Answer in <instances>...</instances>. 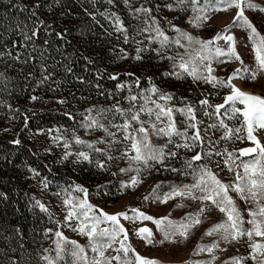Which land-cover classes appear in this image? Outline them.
Wrapping results in <instances>:
<instances>
[{
  "label": "snow or ice",
  "instance_id": "1",
  "mask_svg": "<svg viewBox=\"0 0 264 264\" xmlns=\"http://www.w3.org/2000/svg\"><path fill=\"white\" fill-rule=\"evenodd\" d=\"M105 2L108 5L114 4V0H105ZM122 3L133 19L144 16L145 27L135 31L134 35L149 33L146 45L141 46L140 41L134 40V36H129L128 26L117 12L106 8L99 15L110 22L112 30L120 34L125 43L133 39L136 54L131 59L139 61L142 59V53H155L160 59L169 61L170 70L163 71L161 76L176 80L191 78L194 83H207L213 89H228L223 95V103L212 104L207 96L192 103L186 102V98L181 96L177 106L175 94L159 87L153 82V77H138L134 73L125 72L124 75L129 79L115 83V91L127 103V107L122 106L121 100L115 99L112 90L109 89L108 98L113 99V103L107 106L90 105L83 113H77L83 117L78 123L86 134L99 130L103 133L102 136L92 140L83 139L77 135L76 129L64 128L61 131L63 126L50 129L38 128L37 131L47 132L52 144L63 147V154L57 163L68 160L73 164L87 162L89 166L101 172L108 171L115 164L119 173L130 174L127 180L121 179L118 185H115L117 192L135 188L141 183V174L153 169L156 172H171L183 177L184 179L179 182H156L142 200L163 204L177 199L174 208L189 206L186 204L187 201H191L196 207L192 211L185 212L180 219H172L170 214L153 217L138 207H128L122 211L109 213L90 202V189L83 184L73 182L69 185H53L52 180L47 176L29 167L30 178H38L42 192L55 187L56 190L52 191L51 195L57 198V206L64 213L63 218L59 219L51 206L45 204L42 199L34 195L29 197L27 205L29 210L38 209L50 223L55 225V229L45 227L42 232V239H51L55 247L37 249L35 251L37 264H162L159 259L143 256L135 250L130 243V231L126 230L121 218L133 225L131 234L142 239L144 244L162 245L165 242H186L195 229L205 221H211L212 215L217 211L221 214V218L211 222L203 230L190 254L196 256L206 253L207 257L198 260L189 258L182 264H215L218 259L217 253L226 250L222 245L244 243L249 249L246 255H231L221 261V264H247L248 260H251L252 264H264V143L258 139L259 133L264 131V95L245 91L234 83L235 79L254 82L258 76L264 75V35H261L254 23L245 15L246 9L264 13V5L257 3L256 0H166L156 5L157 11L162 8L178 13L190 11L191 15L188 16L187 23L195 28L203 27L215 12L235 10L229 23L208 39H202L165 20L168 28L176 33L175 36H169L156 16L152 15V7L144 5L133 7L130 0H122ZM39 6V0L31 8L21 3H12L11 9H6L3 17V20L8 21L4 25L5 31L15 32L21 37L19 41L12 40L6 47L15 48L18 44L20 48L31 50L25 62L41 61L40 77L35 81L34 90L54 76L53 72L47 71L49 66L43 63L48 59L44 55L48 49L46 47L41 49L35 39L38 37L41 25H45L44 20L32 19L36 16L34 9ZM12 9L25 11L28 14L24 20H20L18 16L10 18L9 12ZM88 14L96 20V12ZM233 28L246 32L247 40L251 44L253 64L244 63L238 53L237 37L230 31ZM45 30H50V26L45 25ZM108 34L111 35V32ZM55 35L63 37V33L59 31ZM218 41L223 43H217ZM48 43V40L44 41L45 45ZM153 44L156 46L153 47ZM173 46L184 51L170 54L169 50ZM37 52L39 54L34 56L33 53ZM113 54L117 60L128 57V53L123 48ZM5 55L19 61L22 53L17 51L15 56H12L11 52L0 51V56ZM83 59L88 64L94 63L91 57L83 56ZM224 61H236L239 64L226 78L215 75L213 67L214 64ZM63 71L66 75L73 74V68L68 65H63ZM102 71L96 70L98 78L102 76ZM106 74L112 81H117L120 76L118 72ZM2 75L0 73V76ZM28 75L31 77L33 73L29 72ZM4 79L7 80L8 77ZM75 79L84 82L82 76L76 75ZM142 79L147 80V87L140 86ZM54 83L59 86L61 80L57 78ZM133 85L137 86L135 90ZM96 87L99 89V84ZM125 88L126 94H121V90ZM38 99L36 95L29 97L31 101ZM57 102L64 104L66 100L61 97ZM8 108L11 109V105H8ZM197 112H202L204 116H215V120L201 128L203 121L197 118ZM177 113L183 117L179 122L175 119ZM63 115L74 119L73 114L68 111H64ZM24 119L27 124L28 117L25 116ZM226 120L232 121L233 124L229 125ZM237 120L239 124L235 123ZM179 124L183 127H179ZM69 131L71 136L66 135ZM210 131H219L221 135L213 137L209 134ZM245 138L251 142V146L232 150L226 146L218 147L221 141H240ZM11 143L19 144L20 141L15 139ZM73 145L79 150H74ZM45 151L50 149L46 148ZM181 151L192 154L181 155ZM245 156L249 158L241 159ZM121 160L125 162V167H119ZM177 161H182L179 168L175 166ZM221 161L223 169L220 168ZM213 164L220 171L227 169L229 174H234L233 179L228 182L222 181L218 173L212 170ZM111 174L116 176L117 172ZM113 186L111 181L97 184L96 195L111 193ZM163 188L167 190L161 192ZM0 199L7 200L8 197L0 192ZM238 201L250 206L242 207ZM142 220H149L155 224L159 238H156L153 231L147 227H135V222ZM62 228H69L78 235L86 237V243L82 245L77 240L69 239L62 232ZM49 233H53V236L50 237ZM14 236L21 237L17 241L21 252L16 255V248H11L12 254L5 252V259L0 261V264H32L31 256L25 255L28 249L23 242L19 227H14L4 239L9 241ZM205 237H209L210 241L203 242ZM53 251L54 255L51 254Z\"/></svg>",
  "mask_w": 264,
  "mask_h": 264
},
{
  "label": "trees",
  "instance_id": "2",
  "mask_svg": "<svg viewBox=\"0 0 264 264\" xmlns=\"http://www.w3.org/2000/svg\"><path fill=\"white\" fill-rule=\"evenodd\" d=\"M130 2L133 7L141 5L152 7V15L156 16L161 27L169 36H173L175 32L168 28L165 20L178 24L190 13V11L178 13L163 8L157 11L156 5L166 2V0H130ZM12 3H21L27 8H31L33 4L37 3V0H0V21H3L0 23V51L11 52L12 56H15L17 51L22 53L19 61L8 55L0 56V73L3 74L0 76V192L5 193L8 197L7 200L0 199V261L5 259V252L12 254L11 248H16V255L20 254L21 249L17 243L21 239L20 236H14L9 241L4 239L13 231L14 227H19L23 242L28 249L25 255L26 257L31 256L32 264H37L35 251L51 247L50 239H42L43 229L45 227L54 229L55 225L50 223L38 209L29 210L27 206L29 197L33 195L38 199L54 197L51 192L56 189L53 187L42 192L38 178H30L29 167L35 168L41 175L47 176L52 180L53 185H69L73 182L83 184L90 189L92 201L115 203L126 191H116L115 185H118L119 180L124 178L118 172L115 164L108 171L101 172L89 166L87 162L73 164L68 160L57 163L63 152L56 154L55 146L46 144L45 141L49 140L45 139L48 138H44L43 142L42 138L37 140L31 137V133L37 132L38 128L50 129L63 126L61 131L64 128L76 129L77 135L83 139L92 140L102 136L103 133L99 130L86 134L78 123L83 117L77 113H83L84 109L90 105L107 106L113 103L114 100L108 98L109 89L112 90L113 97L120 99L122 106L127 107V103L115 91V83L129 79L124 75L125 72L134 73L138 77H153V82L159 87L175 94V103H180L181 96L189 102L195 103L205 96L211 103L212 99L207 94L209 89L204 88L200 82L194 83L190 78L176 80L172 77L161 76L163 71L170 70L169 61L160 59L155 53H142V59L139 61L131 59L136 54V45L133 39L125 43L123 37L112 30L110 22L99 15L106 8L117 12L124 24L128 26L129 36H134V40L140 41L141 46L146 45L149 33L142 32L139 35H134L135 31L145 27L144 16L141 15L139 19H133L129 16L122 0H114L113 5H108L105 0H59L58 3L57 0H39L40 6L34 9L36 16L32 19L44 20L45 25L50 26V30L46 31L45 25H41L38 37L35 39L41 49L45 47L48 49L44 53L48 59L43 63L49 66L47 71L53 72L54 76L34 90L35 81L40 77L39 64L41 61L25 62L31 50L20 48L18 44L15 48L6 47L11 44L12 40L19 41L21 39L15 32L5 31L4 25L8 21L3 20V17L5 10L11 9ZM89 12L97 13L96 20L92 19ZM27 14L25 11L12 9L9 12V17L18 16L20 20H24ZM65 29L67 31H64ZM57 31L63 33L62 38L55 35ZM109 32L111 35L108 34ZM45 40L49 41L48 45L44 44ZM120 48L125 49L128 57L117 60L113 53H118ZM175 51H177V47L173 46L169 53L174 54ZM38 54V52L33 53L34 56ZM83 56L91 57L94 63L88 64ZM58 61L60 63H57ZM69 61H71L70 64ZM164 63H166L165 66H163ZM63 65L72 67L73 74L66 75ZM97 69L103 70L100 78L96 76ZM29 72L33 73L31 77L28 75ZM112 72L120 73L117 81L108 78L106 73ZM76 75L84 77V82L75 79ZM4 77H8V79L5 80ZM57 78L61 80L59 86L54 83ZM97 84L100 86L99 89L96 87ZM140 86L147 87V80L142 79ZM132 87L135 90L137 86L133 85ZM101 92L104 94L101 95ZM126 92V88L121 90V94H126ZM31 95H36L39 99L31 101L29 100ZM61 97L66 100V103L59 104L57 102ZM8 105H11V109L8 108ZM64 111L72 113L74 119L64 116ZM25 116L28 117L27 124H25ZM109 119H111L110 116ZM203 119L205 126L215 120L214 117L211 119L204 117ZM52 134L54 135L55 132L53 131ZM209 134L213 135V131H210ZM47 135V132H44L43 137ZM66 135L71 136V131ZM15 139H19L20 143H11ZM46 148L52 149L54 154L59 156H54L51 151L46 152ZM73 148L79 150L75 145ZM175 165H178V162ZM112 172H117V175L113 176ZM105 181H111L114 185L112 192L98 197L95 186L104 184ZM34 241L35 243H33Z\"/></svg>",
  "mask_w": 264,
  "mask_h": 264
},
{
  "label": "rangeland",
  "instance_id": "3",
  "mask_svg": "<svg viewBox=\"0 0 264 264\" xmlns=\"http://www.w3.org/2000/svg\"><path fill=\"white\" fill-rule=\"evenodd\" d=\"M257 3H260L264 5V0H256ZM234 9L228 10V11H219L215 12L210 16V19L205 22L204 26L201 28H195L189 23H187V18L189 15H191V12L183 18L178 24H176L178 27L190 32L192 35H198L202 39H208L211 37L215 32L219 29H221L225 24L229 23L231 21L232 16L234 15ZM245 15L248 16V18L254 23V25L257 27L258 31L261 33V35H264V13H260L258 11H251V10H245ZM235 37H237V43L236 48L238 53L241 55L244 63L246 64H253V54L251 51V44L247 40V34L246 32L233 28L230 29ZM166 32V31H165ZM176 33H174L173 36H175ZM217 43H223V41H218ZM177 51L183 52L184 50L182 48H177ZM166 63L163 64L165 66ZM239 64L236 61H224L220 64H214L213 67L215 69V75L227 77V75L236 67H238ZM191 79V78H190ZM234 83H236L239 87H241L245 91H249L253 94H259L264 95V75L258 76L256 81H241L239 79H235ZM204 88H208L207 94L211 96L212 104L217 103H223V95L228 91V89H213L211 85L207 83H200ZM217 93V94H213ZM186 102H189L186 100ZM195 103V102H192ZM177 106H179V103H176ZM197 107L199 105L197 104ZM210 110V109H209ZM202 112H197V118L203 121V124L200 125L201 128L205 126L204 117L211 119L212 117L215 118V116H204L202 117ZM175 119L179 122L183 119L178 113L175 115ZM226 123L229 125H232L233 122L226 120ZM236 124H239V120L235 121ZM147 127V125H145ZM179 127H183L182 124L178 125ZM10 128V127H9ZM221 135V132L219 131H213V137H219ZM44 133L40 132H33L31 133V137H34L38 140V138H42L41 141H45L46 144L50 145V138L49 135L46 137H43ZM44 138H48L45 139ZM155 139V138H153ZM258 139L261 140L262 143H264V131L260 132L258 135ZM55 146V152L56 154H60V152H63L62 146H57L56 144H53ZM220 148L227 147L229 150H232L233 148H240V147H249L251 146V142L248 141L246 138L240 141L233 140V141H221L218 145ZM51 153L53 152L54 156H59L54 154V151L51 149ZM63 154V153H61ZM191 155V153H181V155ZM254 155V154H250ZM248 156L241 157V159H248ZM72 162L71 160H69ZM178 165H175L176 167H180L182 161H177ZM126 164L123 160L119 162V167H125ZM220 168L223 169V163L221 161ZM212 170L214 172L218 173L219 178L224 181L228 182L229 180L233 179L234 174H229L227 172V169H224L223 171H220L217 169L216 165H212ZM123 178L125 180L128 179V176L130 174H122ZM183 177L176 176L172 174L171 172H156L154 169L150 172H145L141 174V183L138 184L135 188H129L127 191L115 202V203H106L103 201H92L89 196V200L92 204L99 205L102 207L106 212L114 213L117 211L125 210V208L128 207H138L141 211L145 212L148 215H151L153 217H160L164 215L171 216L172 219H180L185 212L192 211L196 205L193 204L191 201H187L186 204L189 206H186L184 208H174V204L177 202V199L169 200L166 203H153L151 201H143L142 197L146 195L148 192L151 191L152 185L156 182H179L183 180ZM190 180V178H189ZM184 182H189L188 180H184ZM167 188L161 189V192L166 191ZM99 197V196H98ZM43 202L47 205H50L52 208V211L56 214L57 218L62 219L64 213L61 212L60 208L57 206L58 201L56 197H48L43 198ZM238 203L241 204L242 207H249L250 205H244L243 201H238ZM247 216L245 212V217ZM221 218V214L217 211L214 215H212L211 221H205L204 224L198 226L195 231L190 235V237L187 239L186 242H179V243H169L165 242L162 245H146L144 244L143 240L132 235L131 230L133 229V225L129 223L128 221H124L123 218H121V222L124 224L126 230L130 231V243L133 245L135 250L140 253L143 256L149 257V258H156L159 259L162 264H182L183 261L188 260L191 258L192 260H198V259H204L207 257L206 253H201L196 256H191L192 249L195 246V243L200 238L201 233L203 230L209 226V224L213 221H217ZM135 227H147L150 230L153 231L156 238H159V233L156 232V226L152 223V221L149 220H142V221H136ZM55 229V228H54ZM62 232L66 237L69 239L77 240L80 244L86 243V237H82L78 235L76 232H73L69 228H62ZM53 236V233H50V237ZM259 239V238H257ZM210 241L209 237H205L203 242L207 243ZM246 241V238H245ZM51 248L54 249V245L51 243ZM226 250L223 252H218V259L215 261V264H221V261L227 259L229 256L234 254H243L246 255L247 251L249 250L247 248V244H233L229 246H223ZM238 250V253H237ZM54 255V251L51 253ZM90 254V253H89ZM115 254V253H113ZM247 264H252L251 260L247 261Z\"/></svg>",
  "mask_w": 264,
  "mask_h": 264
}]
</instances>
